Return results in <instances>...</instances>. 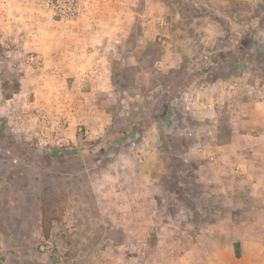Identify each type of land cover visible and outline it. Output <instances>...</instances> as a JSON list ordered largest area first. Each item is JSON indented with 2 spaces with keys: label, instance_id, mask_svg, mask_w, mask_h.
Listing matches in <instances>:
<instances>
[{
  "label": "rangeland",
  "instance_id": "374dc122",
  "mask_svg": "<svg viewBox=\"0 0 264 264\" xmlns=\"http://www.w3.org/2000/svg\"><path fill=\"white\" fill-rule=\"evenodd\" d=\"M81 2L61 18L48 0H0V264H178L183 240L229 208H217L194 141L220 144L229 118L248 111L238 97H263L264 0H132L119 43L100 42L114 22L100 0ZM249 29L254 42L240 43ZM100 52L111 90L76 89L68 69L78 57L100 67ZM215 80L233 84L236 99L218 108L217 139L209 117H194L201 107L189 118L180 102ZM147 147L156 154L143 156ZM219 162L240 181V156Z\"/></svg>",
  "mask_w": 264,
  "mask_h": 264
},
{
  "label": "crops",
  "instance_id": "0c3cea01",
  "mask_svg": "<svg viewBox=\"0 0 264 264\" xmlns=\"http://www.w3.org/2000/svg\"><path fill=\"white\" fill-rule=\"evenodd\" d=\"M211 1L225 5L232 3V0ZM132 3V0H100V15L106 12L114 19L113 23L106 25L108 28L101 29L100 42L119 43L125 39L132 24L130 20H135L133 9L130 7ZM153 23V18L148 19L147 28L150 29ZM78 58L75 65L68 69L69 74L78 77L74 78L72 84L76 89L89 87L91 91L99 90L100 86V92L111 90L112 69L110 70L106 65L108 57L105 53L100 52V67L98 68L92 64L81 67L78 63L82 61L93 63V60L91 57ZM99 76L100 85L96 82ZM227 87L234 88L231 83L215 80L200 87L199 90L194 89L191 93L183 92V96L180 97V102L183 106L186 105L185 108L193 107L191 113L188 114L185 111L183 113L189 118H193L192 110L194 111L195 106L201 107L200 114L197 113L194 117L204 122L205 118L209 117L207 122L214 127H212L211 136L217 134L216 139L220 137L218 131H220L221 124L218 108L222 106L230 108L236 100L233 99V92ZM262 93L261 99L251 100L245 96L238 97L237 103L240 108L245 107L248 111L245 117L229 118L230 133L224 136L223 142L204 144L194 141L195 152L199 158L204 157L203 162L199 161V173L206 166L211 172L209 182L214 183V186L211 185L212 187L209 188L216 195L218 194L216 203L220 205L217 208L221 210V207H224L222 205L229 208L228 210L225 208L226 211L221 216L222 220H218L214 226H210L206 231H197L193 236H189L190 238L183 240L179 246L181 257L178 258V264H264V91ZM67 114L73 115L74 112L70 110ZM81 118L85 120L86 117ZM106 124L107 119L100 121L98 130L100 134ZM194 138L196 140V135ZM232 150L233 152H230ZM141 152L143 156L152 157L156 154V149L147 147L141 149ZM233 155L240 156L244 164L242 167L244 173L240 181L236 183L228 181V175H224L227 169L223 168L224 166L219 162H224ZM204 162L207 164H203ZM146 170L152 172L153 169L146 167ZM229 192L236 193L237 197H228ZM134 202L138 206L143 204L137 200ZM144 210L146 209L141 207L139 211L143 213ZM238 219L243 220L240 227L234 225ZM221 223L223 226L220 225Z\"/></svg>",
  "mask_w": 264,
  "mask_h": 264
},
{
  "label": "built area",
  "instance_id": "2783aa9c",
  "mask_svg": "<svg viewBox=\"0 0 264 264\" xmlns=\"http://www.w3.org/2000/svg\"><path fill=\"white\" fill-rule=\"evenodd\" d=\"M48 5H50L51 9L53 10L55 16L61 18H73L78 9L81 7L82 2L81 0H48ZM165 24V21L161 22ZM29 60L34 62L35 64H40V59L37 55L30 56ZM225 88V86H223ZM231 92H234V88L227 87ZM44 129H48V125L45 123L44 119H42ZM58 127H61V123L58 122ZM190 134V133H189ZM212 159V157H211Z\"/></svg>",
  "mask_w": 264,
  "mask_h": 264
},
{
  "label": "trees",
  "instance_id": "16d2710c",
  "mask_svg": "<svg viewBox=\"0 0 264 264\" xmlns=\"http://www.w3.org/2000/svg\"><path fill=\"white\" fill-rule=\"evenodd\" d=\"M245 40H246V42H249V43L254 42L252 29H249L247 31V33L244 35V37H242V41L240 43H243V41H245ZM239 51H240V48H237L234 52L238 53ZM168 103H169V100H168ZM164 109L167 112L169 111V107H167V106H165ZM124 130H125V132H127V131H129V128L126 127V128H124ZM100 141L105 144L108 141V138L106 136H104V137L100 138ZM236 254H237V251H236Z\"/></svg>",
  "mask_w": 264,
  "mask_h": 264
}]
</instances>
